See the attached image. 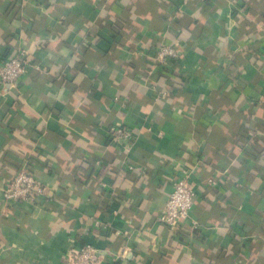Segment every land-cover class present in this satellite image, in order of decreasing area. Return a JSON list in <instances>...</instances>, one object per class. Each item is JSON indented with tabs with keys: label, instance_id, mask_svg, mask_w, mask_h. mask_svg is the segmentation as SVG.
<instances>
[{
	"label": "crops",
	"instance_id": "0c3cea01",
	"mask_svg": "<svg viewBox=\"0 0 264 264\" xmlns=\"http://www.w3.org/2000/svg\"><path fill=\"white\" fill-rule=\"evenodd\" d=\"M161 42L181 51L166 73ZM20 49L27 71L0 88V264L87 243L111 252L99 264H264V0H0V60ZM24 166L46 194L9 204ZM186 173L197 200L173 230L158 216Z\"/></svg>",
	"mask_w": 264,
	"mask_h": 264
},
{
	"label": "built area",
	"instance_id": "2783aa9c",
	"mask_svg": "<svg viewBox=\"0 0 264 264\" xmlns=\"http://www.w3.org/2000/svg\"><path fill=\"white\" fill-rule=\"evenodd\" d=\"M177 44L161 42L157 47L156 61L164 66L181 56ZM28 53L25 49L18 50L13 56L0 60V88L3 93L15 88L27 71ZM110 136L113 142L121 143L131 138V132L122 125H112ZM186 173L174 182V189L168 197L158 220L173 230H178L182 221L190 214L197 200V191ZM209 182H214L211 178ZM46 194V187L35 177L32 171L24 166L10 179L4 188V200L7 203H30L37 196ZM96 225H100L96 222ZM111 252L93 244H75L64 255V264H99ZM122 255L113 257L118 260Z\"/></svg>",
	"mask_w": 264,
	"mask_h": 264
},
{
	"label": "trees",
	"instance_id": "16d2710c",
	"mask_svg": "<svg viewBox=\"0 0 264 264\" xmlns=\"http://www.w3.org/2000/svg\"><path fill=\"white\" fill-rule=\"evenodd\" d=\"M171 65V62H168L167 64L164 65V69L162 68L161 69V72L162 73H166L167 72V69L170 67Z\"/></svg>",
	"mask_w": 264,
	"mask_h": 264
}]
</instances>
